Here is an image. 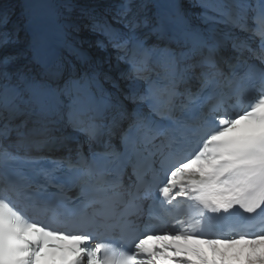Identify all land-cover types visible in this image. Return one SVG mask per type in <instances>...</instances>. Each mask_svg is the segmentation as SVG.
<instances>
[{"label": "snow or ice", "instance_id": "snow-or-ice-1", "mask_svg": "<svg viewBox=\"0 0 264 264\" xmlns=\"http://www.w3.org/2000/svg\"><path fill=\"white\" fill-rule=\"evenodd\" d=\"M18 8L0 264H264V0Z\"/></svg>", "mask_w": 264, "mask_h": 264}, {"label": "bare ground", "instance_id": "bare-ground-1", "mask_svg": "<svg viewBox=\"0 0 264 264\" xmlns=\"http://www.w3.org/2000/svg\"><path fill=\"white\" fill-rule=\"evenodd\" d=\"M85 2L92 5H96V4L110 3L113 2V0H85ZM21 3L22 0H0V8L11 9L10 22L8 23L6 30L11 31L13 30V28L19 29L20 40L24 41L26 38L24 25H22V28L19 27L21 25L22 18L20 17V10L18 8V5Z\"/></svg>", "mask_w": 264, "mask_h": 264}, {"label": "rangeland", "instance_id": "rangeland-1", "mask_svg": "<svg viewBox=\"0 0 264 264\" xmlns=\"http://www.w3.org/2000/svg\"><path fill=\"white\" fill-rule=\"evenodd\" d=\"M22 22H23V20H22ZM22 22H21V25L19 24V25H20L19 27H21V28H22V25H23V23H22Z\"/></svg>", "mask_w": 264, "mask_h": 264}]
</instances>
